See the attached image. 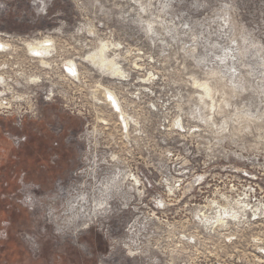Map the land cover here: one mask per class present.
<instances>
[{"label": "rangeland", "instance_id": "rangeland-1", "mask_svg": "<svg viewBox=\"0 0 264 264\" xmlns=\"http://www.w3.org/2000/svg\"><path fill=\"white\" fill-rule=\"evenodd\" d=\"M0 32L80 65L4 70L37 114L0 115V264H264V0H0Z\"/></svg>", "mask_w": 264, "mask_h": 264}, {"label": "built area", "instance_id": "built-area-1", "mask_svg": "<svg viewBox=\"0 0 264 264\" xmlns=\"http://www.w3.org/2000/svg\"><path fill=\"white\" fill-rule=\"evenodd\" d=\"M53 37L48 32L42 37L0 32V115L13 116L16 118L17 124H20L24 117H36L37 114V110L31 112V109L37 107V103H33L32 107L25 108L28 105L26 104L27 97L19 90L20 87L16 86L10 90L11 87L8 85V79L4 73L8 67H31L27 70L26 85L34 89H38L42 78L53 72L64 82H78L80 75L77 56L79 47L75 50L77 55L61 53L58 56ZM9 40L24 46L23 51L16 53ZM28 42L37 44L38 47L28 49L25 46ZM52 88L48 87L49 92H44L45 101H51L53 97L59 96V92L53 93ZM36 100L35 97L34 101L36 102ZM106 102L112 109L117 110V102L113 100V97L106 96Z\"/></svg>", "mask_w": 264, "mask_h": 264}, {"label": "bare ground", "instance_id": "bare-ground-1", "mask_svg": "<svg viewBox=\"0 0 264 264\" xmlns=\"http://www.w3.org/2000/svg\"><path fill=\"white\" fill-rule=\"evenodd\" d=\"M26 48H28V49H36L38 46H37V44H33L32 42H28V43H26ZM104 48H105V46H104V44H101V46L96 50V51H93V52H91L89 55H88V57L91 59V60H93L95 63H97V65L100 67V68H103L104 70H106L107 72H112L113 74H121V73H119L120 72V69L118 68L119 66L115 63V62H113L112 60H109L108 58H106L105 56H104V54H103V50H104ZM112 75V74H111ZM106 92H104L103 93V98L106 100V96H110V97H113V100L115 101V102H117V97L111 92V91H109V90H105ZM117 109H118V111H119V114L121 115V117H122V122L124 123V125H125V127H127L128 126V120H127V116H125L124 115V112L120 109V106H119V104L117 103ZM119 117V116H118ZM82 138L80 137L79 138V140H81ZM86 172V171H85ZM112 173H115V172H112ZM116 176H117V174H116ZM115 178V177H114ZM116 179V178H115ZM134 180V179H133ZM137 180V179H136ZM113 181V180H112ZM125 181V180H124ZM85 184V183H84ZM96 186V185H95ZM105 187L106 188V190L108 189V188H110V186H113L112 185V182H111V180H108V181H103V182H100L97 186H96V188L97 187ZM79 187H80V184H79ZM112 188V187H111ZM101 189V188H100ZM98 190V192H99V189H97ZM103 190V189H102ZM111 190V189H110ZM80 192V191H79ZM89 192V191H88ZM112 192V191H111ZM115 192V191H114ZM81 194V193H80ZM85 194V193H84ZM89 194V193H88ZM114 194V193H113ZM115 194H116V192H115ZM118 194V193H117ZM77 196V195H76ZM85 196V195H84ZM89 196V195H88ZM78 197H79V195H78ZM95 197V196H94ZM115 197V196H114ZM83 198V197H82ZM89 198V197H88ZM98 198H100L99 196H97V199ZM73 199V198H72ZM111 200V198H110V196L108 195V196H106L105 198H103V200ZM115 199V198H114ZM100 200H102V199H100ZM81 200H78V202H77V204L75 203V200L73 199V200H71V204H72V206L70 207V205H69V208L67 209L68 210V213H70L69 211H71V210H73V208H74V206H77V205H79ZM111 201H114V200H111ZM99 202V201H98ZM118 202H120V201H118ZM86 204H87V198H85L84 199V201L81 203V206H84L85 208H83L82 210H86ZM94 204V203H93ZM100 204H101V202H100ZM99 203L98 204H96V206L98 207V208H100L101 207V205H100ZM104 204V203H103ZM107 204V203H106ZM110 205V204H109ZM103 206V205H102ZM105 206V205H104ZM112 208V207H111ZM97 208H95L93 211L94 212H96L95 210H96ZM92 212V211H91ZM81 213V212H80ZM90 213V212H89ZM75 214H76V212H75ZM96 214H97V212H96ZM77 215V214H76ZM94 215V214H93ZM78 216V215H77ZM76 217V216H75ZM74 217V218H75ZM76 223H78V222H76ZM92 224V223H91Z\"/></svg>", "mask_w": 264, "mask_h": 264}]
</instances>
